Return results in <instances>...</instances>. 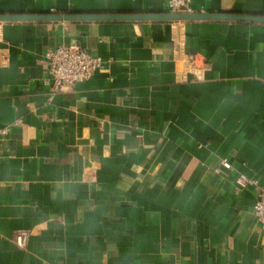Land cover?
<instances>
[{
    "label": "crops",
    "instance_id": "crops-1",
    "mask_svg": "<svg viewBox=\"0 0 264 264\" xmlns=\"http://www.w3.org/2000/svg\"><path fill=\"white\" fill-rule=\"evenodd\" d=\"M166 0H0V13H160ZM264 15V0L192 11ZM101 68L52 92L44 52ZM17 122V123H15ZM0 264H264V23L0 22ZM226 159L229 169L216 172ZM27 230L24 247L15 235Z\"/></svg>",
    "mask_w": 264,
    "mask_h": 264
},
{
    "label": "built area",
    "instance_id": "built-area-1",
    "mask_svg": "<svg viewBox=\"0 0 264 264\" xmlns=\"http://www.w3.org/2000/svg\"><path fill=\"white\" fill-rule=\"evenodd\" d=\"M193 1L166 0V7L172 12H191ZM44 58L47 63V73L50 77L49 85L52 92L61 91L73 83L89 79L102 65L99 56L88 53L76 42L48 48L44 52ZM15 123L0 126V142ZM230 166V163L226 159H222L219 167L216 168V172H223L224 169H229ZM234 183L237 191L247 185L254 186L255 199L252 213L262 228H264V184H258L255 180L249 179L244 174H238ZM28 237L29 233L27 230H20L15 235V242L18 246L24 247L28 241Z\"/></svg>",
    "mask_w": 264,
    "mask_h": 264
},
{
    "label": "water",
    "instance_id": "water-1",
    "mask_svg": "<svg viewBox=\"0 0 264 264\" xmlns=\"http://www.w3.org/2000/svg\"><path fill=\"white\" fill-rule=\"evenodd\" d=\"M232 20L264 23V15L231 11H191L160 13H119V12H44V13H0V22L12 21H102V20Z\"/></svg>",
    "mask_w": 264,
    "mask_h": 264
}]
</instances>
